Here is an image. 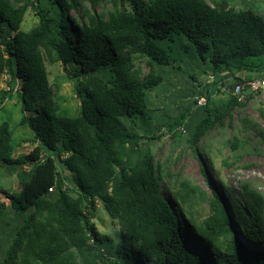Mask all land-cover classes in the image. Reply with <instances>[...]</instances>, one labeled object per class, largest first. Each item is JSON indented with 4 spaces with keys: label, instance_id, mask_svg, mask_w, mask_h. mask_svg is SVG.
I'll return each mask as SVG.
<instances>
[{
    "label": "trees",
    "instance_id": "trees-1",
    "mask_svg": "<svg viewBox=\"0 0 264 264\" xmlns=\"http://www.w3.org/2000/svg\"><path fill=\"white\" fill-rule=\"evenodd\" d=\"M104 1L0 0V76L16 80L18 125L29 129L34 144L14 157L13 131L0 124V166L28 167L18 175V191L0 185L11 211L0 228L10 234L0 264H264V197L247 183L237 191L213 185L199 149L253 96L234 94L244 83L235 73L264 75V20L227 0H107L110 8L98 13ZM28 7L38 22L23 31ZM190 50L201 74L216 91L225 89L228 100L212 109L208 93L197 87L192 103L202 117L191 120V106L163 127L171 139L184 137L207 192L188 179L162 186L151 149L162 135H149L144 126L153 114L148 93L163 83L164 69L180 70L177 56ZM55 63L69 75L67 65L78 66L70 75L79 101L74 117L58 115L46 71ZM229 145L238 146L235 139ZM56 161L70 173L71 188ZM96 201L118 226L114 245L92 222ZM5 210L0 202V224Z\"/></svg>",
    "mask_w": 264,
    "mask_h": 264
},
{
    "label": "rangeland",
    "instance_id": "rangeland-1",
    "mask_svg": "<svg viewBox=\"0 0 264 264\" xmlns=\"http://www.w3.org/2000/svg\"><path fill=\"white\" fill-rule=\"evenodd\" d=\"M205 1L210 4L209 0ZM227 1L234 10L249 9L264 20V0ZM109 8L110 5L105 0L96 6V11L100 13ZM71 15L75 16V13H71ZM37 22L38 18L34 11L28 7L20 28L23 31H28L36 26ZM175 41L179 43V41ZM191 52L186 53L185 51V54L180 52V56L177 57H182L183 61L176 62V65H180V70L176 71L175 66L164 69L163 83L148 93L149 108L153 110V114L144 126L147 129V134L151 135L159 130L158 134L162 135L161 140L151 142L152 153L163 176L162 186L170 189L176 180L188 179L207 192L206 179L200 172L197 158L184 146V137L171 139L163 127L165 122L178 117L181 112H185L193 106V96L197 87L208 93L209 106L212 109L222 108L228 100L229 94L225 89L216 91V85L210 84V76L201 74L198 66L200 65L199 61L194 51L192 54ZM171 54L176 57L173 51ZM135 61L138 62L137 64L144 74L148 72L143 59L136 57ZM67 68L71 74L78 71V66L73 63L67 65ZM155 69L158 68L155 67ZM46 71L49 83L56 90L58 115L62 117L76 116L79 113V101L75 97V81L71 79V74H66L60 63L46 64ZM243 74L247 78L258 77L255 73L243 72ZM229 81L231 83L232 79ZM17 89L16 80H11L6 75L0 76V96L1 93L7 92L6 99L0 105V124L7 122L13 131L14 157L27 154L34 146L33 136L29 129L26 126L18 125L22 113ZM198 110L194 106L191 109V120L194 122H197L203 115ZM125 123L128 127H134L143 133V130L138 129L137 122L127 120ZM233 139L238 145L234 150L229 145ZM199 149L205 152L206 157H202L201 160L207 164L206 173L211 176L213 185L218 187V184H223L224 187L237 191L241 183H247L264 197V89L254 92L244 107L235 108L231 112V118H226L222 126L212 129L199 144ZM55 163L60 175L65 178L66 187L71 188L70 173L65 171L58 161ZM23 171H28V167L23 166L15 171H10L8 168L0 166L2 188L11 193L18 191V175ZM167 175L168 177H166ZM0 202L6 205V214L0 224L1 228L3 223L11 217V211L8 200L1 193ZM94 209L92 222L95 228L101 235L109 236L112 245H114L119 238L118 226L110 219L99 201L95 202ZM234 236H238V233L235 232ZM9 241V232L0 231V260L3 249Z\"/></svg>",
    "mask_w": 264,
    "mask_h": 264
},
{
    "label": "built area",
    "instance_id": "built-area-1",
    "mask_svg": "<svg viewBox=\"0 0 264 264\" xmlns=\"http://www.w3.org/2000/svg\"><path fill=\"white\" fill-rule=\"evenodd\" d=\"M211 79V77H210ZM260 89H264V75L261 78L257 79H251L248 81H244V83L240 85H236L234 87V94L236 95H242L246 90H248L251 93L257 92ZM205 104V98L204 97H199L197 99V105L198 106H203ZM51 188L49 191L51 192Z\"/></svg>",
    "mask_w": 264,
    "mask_h": 264
},
{
    "label": "crops",
    "instance_id": "crops-1",
    "mask_svg": "<svg viewBox=\"0 0 264 264\" xmlns=\"http://www.w3.org/2000/svg\"><path fill=\"white\" fill-rule=\"evenodd\" d=\"M257 15V14H256ZM235 76L236 77H241L242 79H244V81H248V80H251L252 78H247V77H244V74H243V71H240V72H237L235 73ZM256 79V78H255Z\"/></svg>",
    "mask_w": 264,
    "mask_h": 264
},
{
    "label": "water",
    "instance_id": "water-1",
    "mask_svg": "<svg viewBox=\"0 0 264 264\" xmlns=\"http://www.w3.org/2000/svg\"><path fill=\"white\" fill-rule=\"evenodd\" d=\"M248 93H250L248 90H246V91L244 92V94H248Z\"/></svg>",
    "mask_w": 264,
    "mask_h": 264
}]
</instances>
